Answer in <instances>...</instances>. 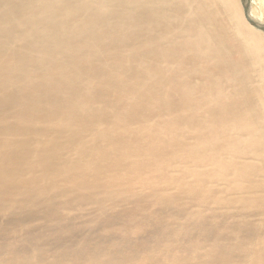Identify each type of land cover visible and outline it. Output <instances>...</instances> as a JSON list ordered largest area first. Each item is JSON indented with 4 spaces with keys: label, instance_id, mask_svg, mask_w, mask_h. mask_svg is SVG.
I'll return each instance as SVG.
<instances>
[{
    "label": "bare ground",
    "instance_id": "1",
    "mask_svg": "<svg viewBox=\"0 0 264 264\" xmlns=\"http://www.w3.org/2000/svg\"><path fill=\"white\" fill-rule=\"evenodd\" d=\"M0 264H264V1L0 0Z\"/></svg>",
    "mask_w": 264,
    "mask_h": 264
},
{
    "label": "rangeland",
    "instance_id": "2",
    "mask_svg": "<svg viewBox=\"0 0 264 264\" xmlns=\"http://www.w3.org/2000/svg\"><path fill=\"white\" fill-rule=\"evenodd\" d=\"M255 1V3L257 4L258 2H260V1H262V0H254ZM264 1V0H263Z\"/></svg>",
    "mask_w": 264,
    "mask_h": 264
},
{
    "label": "water",
    "instance_id": "3",
    "mask_svg": "<svg viewBox=\"0 0 264 264\" xmlns=\"http://www.w3.org/2000/svg\"><path fill=\"white\" fill-rule=\"evenodd\" d=\"M246 6H247V3H246Z\"/></svg>",
    "mask_w": 264,
    "mask_h": 264
}]
</instances>
